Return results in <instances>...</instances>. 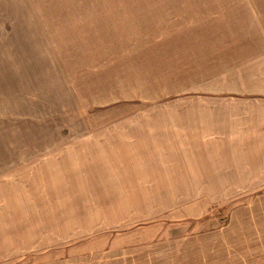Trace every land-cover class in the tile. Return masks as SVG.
I'll return each mask as SVG.
<instances>
[{"label":"crops","instance_id":"0c3cea01","mask_svg":"<svg viewBox=\"0 0 264 264\" xmlns=\"http://www.w3.org/2000/svg\"><path fill=\"white\" fill-rule=\"evenodd\" d=\"M214 13L178 22L177 63L149 69L178 85L96 129L93 155L2 193L0 264H139L144 244H120L125 227L195 219L201 202L264 189V41L248 56L257 32L215 27Z\"/></svg>","mask_w":264,"mask_h":264},{"label":"rangeland","instance_id":"374dc122","mask_svg":"<svg viewBox=\"0 0 264 264\" xmlns=\"http://www.w3.org/2000/svg\"><path fill=\"white\" fill-rule=\"evenodd\" d=\"M212 11L215 27L257 32L248 56L264 41V0H0V203L8 188L37 186L48 164L93 155L96 129L178 85L149 69L177 63L178 22L203 26ZM263 193L125 227L119 242L144 244L139 264H264Z\"/></svg>","mask_w":264,"mask_h":264}]
</instances>
